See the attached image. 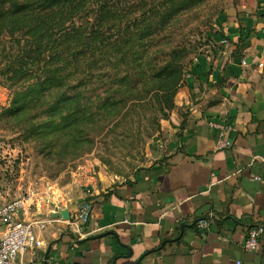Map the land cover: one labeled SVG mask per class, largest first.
Listing matches in <instances>:
<instances>
[{
    "label": "crops",
    "instance_id": "1",
    "mask_svg": "<svg viewBox=\"0 0 264 264\" xmlns=\"http://www.w3.org/2000/svg\"><path fill=\"white\" fill-rule=\"evenodd\" d=\"M206 53L188 63L177 110L150 142L148 160L127 179L98 173L89 191L69 183L58 201L70 212L88 201L83 235L50 215L54 197L31 215L48 219L35 264H264V0L234 9ZM227 36L229 43L220 44ZM245 61V63L243 62ZM228 120L231 145L217 147L212 122ZM259 177V178H257ZM209 227L199 229L197 221Z\"/></svg>",
    "mask_w": 264,
    "mask_h": 264
},
{
    "label": "rangeland",
    "instance_id": "2",
    "mask_svg": "<svg viewBox=\"0 0 264 264\" xmlns=\"http://www.w3.org/2000/svg\"><path fill=\"white\" fill-rule=\"evenodd\" d=\"M115 1L118 8L122 9V20L113 21L111 30L132 21L152 4L151 0ZM251 2H178L179 9L171 17L169 25L148 41L145 55L154 61L156 57L163 59L172 49H182L184 83L188 63L193 57L206 53L207 45L217 39L224 17L236 8L249 6ZM96 44L99 50L95 51V55L92 52L84 54L90 60L97 59L101 51L104 56H110L115 49L114 45L103 47L99 41ZM17 49L16 40L8 32L3 33L0 37V184L3 185L6 199H13L31 190L35 201L51 197L58 201L66 186L75 184L74 171L80 163L93 162L100 175L115 180L129 178L146 164L149 142L172 120L174 112L168 111L167 116L162 115L158 97L152 90L147 93L151 82L142 81L139 71L130 74V82L135 85L131 91H116L121 75L102 77L101 69L96 67L94 78L90 80V90L62 89L53 93L52 98L56 100L65 97L63 91L67 94L80 92L78 100L82 103L90 101L94 114L84 119L83 114L78 112L77 117L81 118L73 120L67 129L62 127L65 121L61 120L65 112L55 108L51 114L59 123L57 130L36 137L27 128L36 122H50L47 102L52 99L48 98L46 91H41L35 94L36 98L39 94L46 97L28 102L26 109L17 114L12 102L15 83L18 81L12 69ZM35 73L28 81L34 80ZM24 79L27 78L23 77L19 81Z\"/></svg>",
    "mask_w": 264,
    "mask_h": 264
},
{
    "label": "trees",
    "instance_id": "3",
    "mask_svg": "<svg viewBox=\"0 0 264 264\" xmlns=\"http://www.w3.org/2000/svg\"><path fill=\"white\" fill-rule=\"evenodd\" d=\"M151 1L147 11L111 30L113 21L122 20V9L115 0H0V37L8 32L18 46L12 60L14 78L18 80L12 99L17 114L26 109L28 102L46 97L39 94L36 98L41 91L52 99L47 102L50 122H36L27 128L30 134L41 137L57 130L59 123L51 114L55 108L65 112L61 120L67 129L73 120L81 118L78 112L84 119L94 114L90 101L78 100V91H63L62 99L52 97L62 89L90 90L96 67L101 69L102 77L120 74L115 89L123 92L134 89L130 74L139 71L142 81L151 82L147 93L152 90L158 97L162 115L177 110V95L184 84L182 49H172L163 59L156 57L154 61L145 52L148 41L169 25L179 9L178 2L185 0ZM98 41L103 47L114 45L115 49L110 56L101 51L97 59L90 60L84 54L95 55ZM34 73V80L28 81ZM23 77L27 79L19 81Z\"/></svg>",
    "mask_w": 264,
    "mask_h": 264
},
{
    "label": "built area",
    "instance_id": "4",
    "mask_svg": "<svg viewBox=\"0 0 264 264\" xmlns=\"http://www.w3.org/2000/svg\"><path fill=\"white\" fill-rule=\"evenodd\" d=\"M228 43L227 36L220 38V44L227 45ZM190 76L191 73L187 70L186 78ZM212 125L218 129L217 147L223 148L231 145L232 141L228 135L234 128L233 125L226 119L221 122L214 121ZM97 175L98 172L93 162L80 163L74 171V182L78 187L89 191L96 186ZM38 201H35L34 192L31 190L8 200L4 196L3 185L0 184V264H35L33 260H26L24 255L28 252H35L45 245L40 232L45 229L48 219L38 215L30 216ZM47 204L52 211L64 208L61 201H53L52 204L47 202ZM70 213V218L67 219L69 230L83 235V227L88 224L91 217L90 203L82 201L78 209ZM196 225L204 230L209 227V221L200 219ZM263 234L264 224L248 227L244 248L248 251L259 249Z\"/></svg>",
    "mask_w": 264,
    "mask_h": 264
},
{
    "label": "water",
    "instance_id": "5",
    "mask_svg": "<svg viewBox=\"0 0 264 264\" xmlns=\"http://www.w3.org/2000/svg\"><path fill=\"white\" fill-rule=\"evenodd\" d=\"M50 215L54 218H64V219H68L70 218V211L68 208H63V209H55V211H51Z\"/></svg>",
    "mask_w": 264,
    "mask_h": 264
}]
</instances>
